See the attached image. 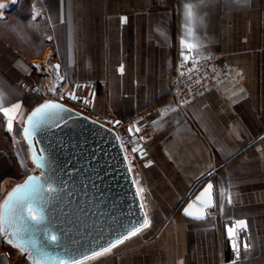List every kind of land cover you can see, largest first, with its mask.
Listing matches in <instances>:
<instances>
[{"label": "crops", "instance_id": "1", "mask_svg": "<svg viewBox=\"0 0 264 264\" xmlns=\"http://www.w3.org/2000/svg\"><path fill=\"white\" fill-rule=\"evenodd\" d=\"M20 1L1 0L0 19ZM29 2L31 19L47 25L48 43L37 56L27 23L13 16L3 29L15 45L0 39V95L4 107L19 108L9 114L11 131L0 112V202L30 174L14 132L37 102L20 83L49 82L46 66L57 63L64 88L54 99L108 127L134 118L146 143L141 185L148 226L82 264H264V0ZM182 39L195 47L182 50ZM21 43L32 56L18 54ZM213 53L231 76L219 92L181 111L169 95L174 62ZM73 85L81 86L78 95L96 90L88 105L69 96ZM208 180L212 209L204 220L184 217L182 207ZM238 219L246 224L234 237L236 245L244 242L239 258L224 229ZM0 264H26L2 236Z\"/></svg>", "mask_w": 264, "mask_h": 264}, {"label": "water", "instance_id": "2", "mask_svg": "<svg viewBox=\"0 0 264 264\" xmlns=\"http://www.w3.org/2000/svg\"><path fill=\"white\" fill-rule=\"evenodd\" d=\"M51 63L53 78L52 93L64 84L60 69ZM81 86L73 85L69 96L82 103H90L95 89L88 93V98L78 95ZM83 89V88H82ZM68 93L64 95L68 97ZM47 102L57 104L61 111L55 113L47 122L25 139L24 127L31 113ZM130 135L138 133L136 126L128 130ZM21 138L27 146L30 161L38 173L28 174L20 183L14 185L4 196L0 205L9 199V193L18 185L32 177L39 179L45 189L41 204L44 208L45 221L25 237L27 252L22 253L14 246L10 236H2L25 259L26 264L39 260L40 264H71L73 260H84L92 253L102 251L118 240L129 236L132 231L143 227L146 214L142 204L143 189L134 179L128 162L120 148L115 132L108 126L66 106L60 100L47 99L35 105L24 117L20 130ZM134 145L130 152L138 159H143L145 151ZM135 149V151H133ZM44 157L43 167H38L40 156ZM34 159L36 163H34ZM132 162V160H131ZM209 186L211 188L209 189ZM212 182L205 184L182 207L180 213L192 220H204L206 212L213 207ZM209 189L205 194V190ZM202 194H205L202 196ZM211 198L212 206L204 210L203 219H195L202 201ZM189 205H193L189 208ZM192 215H186L185 210ZM238 219L225 225V235L233 249L237 231L246 232L236 225ZM246 226V224H245ZM235 234L230 238L229 229ZM56 236L52 242L48 237ZM236 245V244H235ZM237 248L244 246L236 245Z\"/></svg>", "mask_w": 264, "mask_h": 264}, {"label": "snow or ice", "instance_id": "3", "mask_svg": "<svg viewBox=\"0 0 264 264\" xmlns=\"http://www.w3.org/2000/svg\"><path fill=\"white\" fill-rule=\"evenodd\" d=\"M4 5L0 4V8H3ZM192 6H185V18H186V29L187 34L191 36L192 34V17L193 13L191 11ZM182 50L187 47L189 49L195 47L192 43H186L185 40L182 39ZM57 69L59 66H55ZM16 108H19V105H14L13 108H7L3 106V96L0 95V112L4 114V116L8 117V130H12V119L13 117L9 114L14 112ZM61 107L57 104L47 102L44 105L36 108L31 115L28 117L24 127V136L25 139L30 138L33 132H35L41 124L47 122L53 115L59 111H61ZM135 151V149H133ZM39 163H37L38 167H43L44 157L41 155L39 158ZM36 163V160L33 161ZM211 186H209V189ZM209 189L205 190V194L208 193ZM45 191L51 192L52 189L49 187L45 189L44 186L40 183L39 179H34L29 177L24 184L18 185L15 189H13L12 193H9V199L4 201L3 205H0V236H10L13 238L11 242L14 243V246L18 247L22 253L27 252V248L25 245L27 241L25 237L31 232L33 229L39 228L43 225L45 221L44 216V208L41 204V200L43 199V193ZM143 189H138V192H142ZM205 194H202L205 195ZM198 201H202L201 197L197 198ZM212 206L211 198L207 201H202V206L199 207L197 214L194 216L195 219H203L204 218V210L208 207ZM193 205H189V208H192ZM186 215H192L187 209L185 210ZM148 226V221L145 219L143 227ZM236 227L245 228V224L243 221H240ZM140 229L137 228L130 233V235H136ZM235 234L234 229H229L230 238ZM126 236L124 239H128ZM52 242L56 241L55 235H50L48 237ZM123 240H118L113 243L111 246L104 248L102 251L92 253L91 257H84L85 260L90 258L99 257L111 251L112 247H115L116 244L122 243ZM233 250L237 253V258H239V248L235 244H233ZM245 250H247V245H245ZM33 264H40L39 260H34ZM61 264H64V261H61ZM71 264H82V261L73 260Z\"/></svg>", "mask_w": 264, "mask_h": 264}, {"label": "built area", "instance_id": "4", "mask_svg": "<svg viewBox=\"0 0 264 264\" xmlns=\"http://www.w3.org/2000/svg\"><path fill=\"white\" fill-rule=\"evenodd\" d=\"M232 70L229 65L216 53L197 56L194 54H186L178 57L171 69L169 79V95L174 104L181 111H185L188 104L196 101L210 92H219L225 81L231 76ZM24 92L35 91L34 88L28 86L24 82L20 83ZM38 91V90H37ZM124 124L118 122L109 126L116 134L120 148L130 167V152L134 145H139L141 150L146 149L144 139L139 136L130 135L128 130H133L134 120L124 125L123 131L121 127ZM135 136L136 140H131ZM128 153V157L126 153ZM234 261V259H231Z\"/></svg>", "mask_w": 264, "mask_h": 264}, {"label": "trees", "instance_id": "5", "mask_svg": "<svg viewBox=\"0 0 264 264\" xmlns=\"http://www.w3.org/2000/svg\"><path fill=\"white\" fill-rule=\"evenodd\" d=\"M1 1V0H0ZM1 3V2H0ZM31 11V4L29 0H21L18 5L14 8H12L10 11L7 12L6 17L0 19V39L5 40L10 46L15 45V40L12 37V34L7 29L4 31V27H7L8 25H11L10 18L11 17H17V19L21 22L28 24V33H30L31 43H35V49L38 51L36 55H40L42 49L46 46L48 43L45 41V32L47 31V25L44 21V19H36L32 20L30 12ZM23 42V41H21ZM18 54L25 57H30L33 55L32 48L30 50L27 48L25 44H20V48L18 47ZM42 102V101H40ZM38 102V103H40ZM37 103V104H38Z\"/></svg>", "mask_w": 264, "mask_h": 264}, {"label": "rangeland", "instance_id": "6", "mask_svg": "<svg viewBox=\"0 0 264 264\" xmlns=\"http://www.w3.org/2000/svg\"><path fill=\"white\" fill-rule=\"evenodd\" d=\"M50 64L49 63L46 67H47V71H48V74L50 75L51 79H53V81L55 82L56 79L53 78V75H52V68L50 67ZM36 75H39L38 73L35 74ZM49 80V82H46V81H41L40 83L39 82H35L33 84H29V83H25L27 84L28 86L32 87L35 89V91H30V92H25V93H33L36 97V102H40V101H44V100H47V99H54L56 97V95L59 96H63V93H62V90L64 88V85H61V87L59 89H55V93H52L51 91L53 90V85H52V80ZM39 81V80H38ZM63 86V87H62ZM38 90V91H37ZM83 96L87 97L88 98V93L86 92L85 94H83ZM39 100V101H38ZM75 101V100H74ZM75 102H79L81 103L82 105L84 103H82L80 100H76ZM39 104V103H38ZM86 105H88L89 103H85ZM131 120H134V118H126L122 121V123L124 125H127L129 121ZM124 125L120 128L121 129V132L122 134H124V131H123V127ZM136 136H138L136 134ZM14 137H15V147L18 149L21 150V155L24 156L23 158V161L27 162V166H28V170L30 171L29 173H36L38 171V169L34 168L32 162L30 161V157H29V153H28V150H27V146L26 144L24 143L23 139L21 138V135L18 131H15L14 132ZM137 138L135 136L132 137V141L133 140H136ZM129 152H130V148L128 149ZM131 153V152H130ZM129 156V155H128ZM28 157V158H27ZM130 169L132 171V174L134 176V179L135 180H138V183L140 186L141 185V177H142V174H141V170H142V162L140 159H138L135 155V153H131L130 156ZM132 160V162H131ZM26 164V163H25Z\"/></svg>", "mask_w": 264, "mask_h": 264}, {"label": "bare ground", "instance_id": "7", "mask_svg": "<svg viewBox=\"0 0 264 264\" xmlns=\"http://www.w3.org/2000/svg\"><path fill=\"white\" fill-rule=\"evenodd\" d=\"M39 101V100H38ZM23 122V121H22ZM124 151H125V153H126V156L128 157V153L126 152V150L124 149ZM28 158V157H27ZM129 159V158H128ZM38 173V171L36 172V173H34V174H37Z\"/></svg>", "mask_w": 264, "mask_h": 264}, {"label": "flooded vegetation", "instance_id": "8", "mask_svg": "<svg viewBox=\"0 0 264 264\" xmlns=\"http://www.w3.org/2000/svg\"><path fill=\"white\" fill-rule=\"evenodd\" d=\"M75 100V99H74ZM76 101V100H75Z\"/></svg>", "mask_w": 264, "mask_h": 264}]
</instances>
